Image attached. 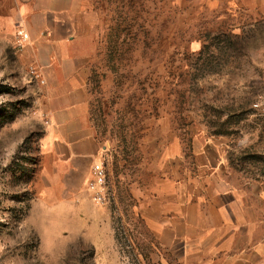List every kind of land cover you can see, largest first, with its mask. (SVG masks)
Returning a JSON list of instances; mask_svg holds the SVG:
<instances>
[{
	"label": "rangeland",
	"instance_id": "obj_1",
	"mask_svg": "<svg viewBox=\"0 0 264 264\" xmlns=\"http://www.w3.org/2000/svg\"><path fill=\"white\" fill-rule=\"evenodd\" d=\"M209 1L94 0L88 90L110 203L87 197L80 215L66 195H35L42 81L0 56V264H208L162 246L144 205L197 195L220 163L232 195H264V22ZM252 237L250 264H264V222Z\"/></svg>",
	"mask_w": 264,
	"mask_h": 264
},
{
	"label": "crops",
	"instance_id": "obj_2",
	"mask_svg": "<svg viewBox=\"0 0 264 264\" xmlns=\"http://www.w3.org/2000/svg\"><path fill=\"white\" fill-rule=\"evenodd\" d=\"M209 2L224 4L232 23L264 22V0ZM96 25L94 0H0L3 66L33 68L42 81L46 142L35 195H66L73 215H80L81 203L88 200L90 167L101 155L88 90ZM18 28L28 35L20 51ZM221 167L215 166L224 175ZM222 174L212 170L197 195H156L140 217L170 250L175 243L184 249L193 245L208 264L257 263L261 256L252 233L264 222V195H232ZM164 230L168 238L161 234Z\"/></svg>",
	"mask_w": 264,
	"mask_h": 264
},
{
	"label": "built area",
	"instance_id": "obj_3",
	"mask_svg": "<svg viewBox=\"0 0 264 264\" xmlns=\"http://www.w3.org/2000/svg\"><path fill=\"white\" fill-rule=\"evenodd\" d=\"M15 36L16 46L19 48L28 40V35L22 28L16 29ZM31 74L34 73L31 72ZM85 188L89 194L90 202L95 207H105L110 203L108 176L101 160L91 165Z\"/></svg>",
	"mask_w": 264,
	"mask_h": 264
}]
</instances>
